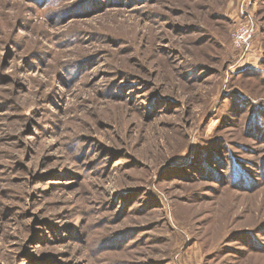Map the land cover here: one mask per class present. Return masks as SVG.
<instances>
[{"label":"rangeland","instance_id":"rangeland-1","mask_svg":"<svg viewBox=\"0 0 264 264\" xmlns=\"http://www.w3.org/2000/svg\"><path fill=\"white\" fill-rule=\"evenodd\" d=\"M0 264H264V0H0Z\"/></svg>","mask_w":264,"mask_h":264},{"label":"built area","instance_id":"built-area-1","mask_svg":"<svg viewBox=\"0 0 264 264\" xmlns=\"http://www.w3.org/2000/svg\"><path fill=\"white\" fill-rule=\"evenodd\" d=\"M254 35L253 24L247 22L240 23L232 33V38L237 48L247 49Z\"/></svg>","mask_w":264,"mask_h":264}]
</instances>
